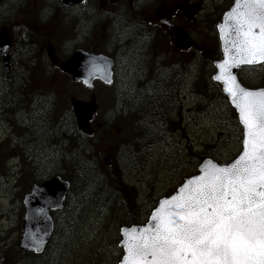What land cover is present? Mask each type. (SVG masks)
<instances>
[{
	"label": "rangeland",
	"instance_id": "rangeland-1",
	"mask_svg": "<svg viewBox=\"0 0 264 264\" xmlns=\"http://www.w3.org/2000/svg\"><path fill=\"white\" fill-rule=\"evenodd\" d=\"M15 1L18 0H3L0 4V27L6 26L7 17L11 14L9 6ZM52 1H43V6L33 15L42 27L48 28L38 31L35 23H32L31 27L35 33L24 29L35 35L37 51L32 61L41 66L40 74H43V77L37 82L19 83L18 89H23L25 105H20L19 102L16 104L19 105L17 114L9 122L4 106L9 108L15 105L4 104L9 96L5 93L7 85L0 71V264H109L111 251L108 250H111V246L106 247V243L108 240L110 243L113 238L109 230L114 226L120 228L127 224L122 221L112 222L110 218L114 214L109 213L111 209L106 208L104 199L100 200L102 195H98L97 201L93 202L82 189L71 192V198L64 209L53 213L56 229L42 255L34 256L17 249L24 224L21 221L24 193L36 180H46L70 172L72 169L69 163L77 153L80 154L85 149L93 151L91 142L87 139L79 140L78 150H74L73 121L69 108L71 96L88 100L91 91L52 75L43 44L47 43L45 40L59 44L67 49L65 51L60 48L62 54L71 52L78 43H90V47H103L106 44V48L103 47L102 50L107 52L110 44H117L121 39L117 30L106 35L100 24L95 23L91 28L82 31L84 36H90V32H94V38L87 36L86 40H75L71 37L76 35L74 28L63 20L58 23L59 36L53 37V29L50 27L52 17L50 13L45 12L50 11ZM194 1L200 4L202 10L196 14L190 32L211 51L212 45L217 42L215 25L232 0ZM45 17L50 18L47 22H42L46 20ZM11 34L14 36V43L19 42L21 37L12 32ZM144 41L145 39H141L139 42L128 43L129 59L122 61L125 52H118L116 47V54L121 61L116 82L110 87L97 84L94 88L99 100L97 136L102 133V144L96 145V160L106 175L122 172L127 189L129 188L134 194V199H137L139 223L148 219L161 197L171 194L182 185L183 180L195 174L201 160L193 154L210 156L221 163L232 161L240 151L242 134L240 126H234L231 121L235 112L230 108L226 97L220 94L219 85L212 81L214 71L204 57L201 60V75L195 82V87L187 78L182 82L162 83V89L172 87L179 95L177 101V95L174 94L175 105L178 102L179 106L173 105L176 109L169 113L168 122H162L157 115L163 112L167 100L159 97L150 104L152 99L147 95L151 93L145 94V88L149 84L158 83L143 80L139 82L135 73L139 69L138 64L142 62V59L137 57L144 53ZM16 47L18 48L17 43ZM17 56L19 51L16 49L13 57ZM184 59L187 62L190 57L184 56ZM128 69L130 71H127ZM12 73L22 76L25 74V68L17 62L12 66ZM240 77L246 85L264 86V66L244 68ZM38 87L39 91L29 97ZM33 98L40 100L43 109L40 107V111L35 108L29 111L30 105L26 102ZM154 104H158V107H152ZM156 112L159 113L155 115ZM51 116L53 121H48V126L44 129L46 134L42 137L39 130L44 128V121ZM24 117L28 119L25 124L22 121ZM142 120L146 121L145 125L140 123ZM151 120H154V128L147 132L146 137L154 138L153 141L141 134L147 123H153ZM108 124L109 132L103 135L102 130L107 128ZM21 125L25 126V129ZM136 143L142 145L134 148ZM35 146L37 149H43L35 150ZM109 156L113 157L112 164L108 161ZM103 196L108 201L107 205L115 207L119 204V207H123V196L112 185L106 189ZM105 252H108V255Z\"/></svg>",
	"mask_w": 264,
	"mask_h": 264
},
{
	"label": "snow or ice",
	"instance_id": "snow-or-ice-1",
	"mask_svg": "<svg viewBox=\"0 0 264 264\" xmlns=\"http://www.w3.org/2000/svg\"><path fill=\"white\" fill-rule=\"evenodd\" d=\"M218 28L234 52L215 79L238 110L242 150L231 163L203 164L159 201L147 227L121 229L120 264H264V89L241 86L231 72L264 61V0H234Z\"/></svg>",
	"mask_w": 264,
	"mask_h": 264
},
{
	"label": "flooded vegetation",
	"instance_id": "flooded-vegetation-1",
	"mask_svg": "<svg viewBox=\"0 0 264 264\" xmlns=\"http://www.w3.org/2000/svg\"><path fill=\"white\" fill-rule=\"evenodd\" d=\"M2 1L3 0H0V4ZM43 1L45 0H18L11 2L9 6L11 14L7 17V28L11 32L16 31V34L19 35V33L23 32L22 30L30 27V24L34 20L37 24V18L33 17V15L43 6ZM196 1L199 2V0ZM50 8L49 12L48 10L45 12L50 13L52 17L50 27L53 29V37L59 36L58 23L60 20H63L74 28L76 35H72L71 37L75 40L76 38L86 40L89 34L84 36L82 31L86 28H91L95 23L100 24L101 29L106 35L110 31L117 30L121 38L117 44L116 42L110 44L107 48V52L102 50L103 47L106 48V44H104L103 47H90V43H78L71 49V52L62 54L59 49L63 47L57 43L51 42L55 48L56 59L51 61L47 58L46 61L50 68V73L55 77H59L66 82H75L71 75L60 70V66L61 63L69 59L76 50L84 49L85 51L95 54H106L114 59L115 78H117L118 67H121V61L129 59V54L127 53V47H129V45L127 44L145 39L144 53L139 54L137 57V59H142V62L138 64L139 69H137L135 73L139 82L143 80L150 83H158L154 85L149 84L145 88V94L151 93L147 95L149 99L150 97L152 99L150 104L156 101L154 100L155 98L160 97V92L162 90L163 99L169 95V89L172 87L162 89V85H164L162 83L170 81L182 82L183 79L187 78L193 83L194 87L196 86L195 82L201 75V55H196L193 50L188 52L180 50L171 32V26L183 28L190 32V26L196 20V14L202 9L200 4H196L194 0H86L84 4L71 8L63 7L62 0H53L50 4ZM39 12L40 10L37 13ZM49 18L50 17H47L46 20L42 22H47ZM45 27L48 28V26ZM89 37L94 38V32H90ZM47 44L48 42L43 44L44 48ZM116 47H118V52L122 50L125 52L121 61L116 54ZM138 47H140L141 51V46L139 45ZM63 50L66 51L67 49L63 48ZM135 52L138 53L137 50H135ZM184 56H188L190 59L186 62ZM192 60L194 61L192 62ZM35 62L33 66L25 67V74H22V76L12 75L9 81L4 80L5 85H7L5 93L9 96V99L5 102L8 104H16L11 87L12 84L16 87H19V85H14V82H21L22 79L26 80V82H37V80L43 77V74H40V71H42L41 66H38V63ZM127 71H130V69ZM38 91L39 87L33 90L29 97H33V94ZM17 94L22 98L21 100L18 99L20 105H25L22 93L17 92ZM174 94H176L175 91ZM178 97L179 95H177V101ZM5 102L4 104L8 105ZM26 104L30 105L28 108L29 111L33 108L39 111L40 107L43 109L42 103L37 98H33L30 102H26ZM158 104H154L152 107H158ZM177 104L175 105L176 107L179 106V104ZM4 108H6V106H4ZM25 109L26 108H24V110ZM162 111L163 112L160 113L158 112L159 115H161L159 117H161L160 119L162 122L167 123L169 113H171L170 101L164 104ZM32 112L33 111H31V113ZM27 120L28 119L24 117L22 121L25 124ZM47 126L48 123L46 128ZM22 127L25 129V126ZM32 137L34 138L33 135ZM42 149H37L35 146V150ZM21 221L23 224L24 221L22 219Z\"/></svg>",
	"mask_w": 264,
	"mask_h": 264
},
{
	"label": "water",
	"instance_id": "water-1",
	"mask_svg": "<svg viewBox=\"0 0 264 264\" xmlns=\"http://www.w3.org/2000/svg\"><path fill=\"white\" fill-rule=\"evenodd\" d=\"M84 2L85 0H62V5L66 7H71V6L83 4ZM230 8L227 11H225L224 14L228 12ZM224 14L222 15L221 21L217 24V32H218V38H219L220 50L222 56L220 60L215 61L213 63V66L215 68V73L212 77V80L220 85L222 92L228 99L230 106L236 112L238 122L243 130V125L239 121L238 110L236 106L232 103L230 95L224 90L225 89L224 81L215 79L216 76L220 75L219 65L223 63L226 59H230L232 53L234 52V49L231 47H229L228 52L225 51V41L221 39V32L220 29L218 28V25L224 23ZM225 32H227V28H225ZM173 34L176 37L179 46L183 50L188 51L192 48H195L197 51H201V47L198 46V44H196L194 41H192V39H190L186 31L175 28L173 29ZM228 44L229 46L231 45V38L228 39ZM11 46H12L11 36L9 35L6 28H1L0 29V59L2 60L4 73L7 76V78L10 77ZM47 52H48V56L51 59L55 58L54 48L51 44L47 46ZM262 64H264V61L257 60L256 62L251 64L242 63L239 64L238 66L234 65L231 67V72L236 77L237 82L241 86L245 87L239 80V75H238L239 71L245 67L259 66ZM61 68L62 70L70 73L78 82H81L88 89L93 88L95 81H101L105 85H112L114 81V72H113L114 61L110 57L105 55H94L79 50L68 61L64 62ZM258 89H264V88H258ZM251 90H256V89H251ZM71 108L74 112L76 124L81 134H83L84 136L91 135L92 134L91 123L93 122L97 113V103H96L95 94H92L90 101H82L72 98ZM208 160H211L213 163L218 164L216 161H214L211 158H205L198 167L199 172L197 175L200 174L201 166L205 164ZM110 162L112 163V159H110ZM187 179H185V181L182 184H184ZM179 187L172 195L168 197H163L160 200L165 198H171V196L177 194ZM69 188H70V183L66 180H63L59 176L54 177L53 179L44 182L41 185L35 184L32 186L31 191L27 193L23 198V205L25 208V213H24L25 227L18 242L17 247L19 250H21L23 253L32 252L35 255H40L44 252L54 232V221L50 212L61 210L63 208V203L65 201L66 194ZM157 207H159V202L156 208ZM38 209L41 211L38 212L37 211ZM150 222H151V215L145 224L123 226L121 227V229H132L133 227H137L138 229H140L147 227ZM121 229H120V236L122 239ZM119 247L122 249L121 240L119 242ZM120 261L118 264H120Z\"/></svg>",
	"mask_w": 264,
	"mask_h": 264
},
{
	"label": "trees",
	"instance_id": "trees-1",
	"mask_svg": "<svg viewBox=\"0 0 264 264\" xmlns=\"http://www.w3.org/2000/svg\"><path fill=\"white\" fill-rule=\"evenodd\" d=\"M219 18H220V16H219ZM27 34L28 33H22V35H21L22 39H21V42L19 45V47H20L19 56L15 57L17 60L16 62H18L19 65H22L24 61L27 62L30 58V53L32 52V44L34 41V39L32 37L35 38V35H31V34L27 35ZM203 55H204V58L209 62L210 65L212 64L213 61L219 60L221 58V53H220V48H219L218 42H216L215 44L212 45L211 51L209 49L204 50ZM21 82L23 83L24 80H22ZM242 82H243V80H242ZM19 83L20 82H14V85H19ZM246 86L252 87V88L254 87V85H246ZM260 86H262V85L261 84L257 85V87H260ZM11 91L13 92V98H15L14 100L16 101V104H17L18 99H21V97L17 94V92H19V89H18V87L13 86V84H12ZM15 92H16V95H15ZM162 92H163V90L160 92V98L163 100ZM219 92L223 96L220 89H219ZM158 98H155L154 100H158ZM164 99H166L167 102L170 101L171 112H173V110L175 109V106L173 107V105H175V102H174L175 95H174V91L172 90V88L169 89V95H167ZM16 104H15V107L9 106V105H14V104H8L9 108H7V107L5 108L8 122L10 121V119L14 115L16 116V114H17L16 109H17V107H19V105L16 106ZM156 114H158V112H156L155 115ZM157 116H161V115L158 114ZM48 121H50V123H51L53 121V116H51L50 119H47V121H44V123H43L44 127H46ZM151 121L153 122L152 124L147 123L145 129L141 130L142 134L145 138H148V137H146L147 132H149L151 129L154 128V120H151ZM231 121L234 122V126H239L235 113H233ZM56 122H57V120H56ZM44 129L45 128H42L39 130L40 136H42V137L45 136V133H41V132H45ZM109 129L110 128H109V124H108L107 128H105L103 131V135H107L109 132ZM72 131H73V135H74V137L72 138L73 144H74V150H78L79 140L83 141L85 138H83L81 136V134L78 133V130L76 129L74 122H73ZM30 133H32V132L30 131ZM101 136L102 135H98L96 137L92 136L89 138V141L91 142V146L93 148V151L90 152V151H87L85 149L82 152H80V154L77 153L76 154L77 157L75 156L73 161L69 163L71 165L72 170H70V172L62 175V177L71 180V182H72L71 192L72 193L73 192L75 193L76 190L82 189V192L85 191V194L87 193V197H89V199H92L93 202L97 201L98 195L99 196L102 195V197H100V200L102 201L104 199L103 203H105L106 208L109 207L111 209V210H109L110 212L109 211L108 212L109 213L112 212L114 214L110 218V219H112V222L122 221L124 224L126 223L128 225L139 224V215L140 214H139L138 206L136 205L137 199H134L133 192L129 188L127 189V186H126L127 183H125L123 180L122 172H119L117 174L106 175L104 172H102V169L96 160V157H97L96 155L98 154V147L96 145L102 144ZM97 138H99V140L97 142H94L95 139H97ZM148 139L153 141L154 138H148ZM29 142L31 143L32 141L29 140ZM141 145H142L141 143H136L134 148H138ZM200 154H202V153H200ZM74 155H75V153H74ZM193 156L199 157L200 160L205 158L204 155L198 156L197 154H193ZM40 182H43V180L36 181L35 183H40ZM110 185H112V187L115 190L119 191V194H121L123 196V200L121 201L123 207H119V204L116 205L115 207H111L110 204L107 205L108 201H106L107 199L103 195L105 194L106 189L110 187ZM71 192L68 196V200L71 198V194H72ZM77 193H79V192H77ZM127 193L130 194V196ZM126 195L128 197H131L132 199L131 198L128 199V197ZM136 198H137V196H136ZM100 207H101V205H100ZM109 231H110L109 234L113 237L112 239H110L111 240L110 243H109V240L106 243V247L111 246V250H108V252L111 251L110 252V258H109V264H118V262L122 256V250L118 247V242L120 239L119 227L114 226ZM108 252H105V253L108 255Z\"/></svg>",
	"mask_w": 264,
	"mask_h": 264
},
{
	"label": "bare ground",
	"instance_id": "bare-ground-1",
	"mask_svg": "<svg viewBox=\"0 0 264 264\" xmlns=\"http://www.w3.org/2000/svg\"><path fill=\"white\" fill-rule=\"evenodd\" d=\"M41 133H45L46 134V132H41ZM40 134V133H39Z\"/></svg>",
	"mask_w": 264,
	"mask_h": 264
}]
</instances>
